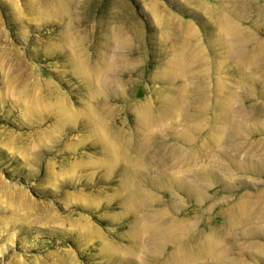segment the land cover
<instances>
[{
  "label": "rangeland",
  "instance_id": "374dc122",
  "mask_svg": "<svg viewBox=\"0 0 264 264\" xmlns=\"http://www.w3.org/2000/svg\"><path fill=\"white\" fill-rule=\"evenodd\" d=\"M0 264H264V0H0Z\"/></svg>",
  "mask_w": 264,
  "mask_h": 264
},
{
  "label": "bare ground",
  "instance_id": "6f19581e",
  "mask_svg": "<svg viewBox=\"0 0 264 264\" xmlns=\"http://www.w3.org/2000/svg\"><path fill=\"white\" fill-rule=\"evenodd\" d=\"M66 111V113H68L67 112V109L65 110ZM62 112V111H61ZM60 113V112H59ZM64 113V112H63ZM70 115V114H69ZM68 115V116H69ZM67 114H66V119H67ZM69 117H71V115L69 116ZM91 118V120L93 121L92 123L94 124V126H96V125H99L100 126V123L102 122V118H101V116L100 115H93V116H91L90 117ZM70 119V118H69ZM99 126H97V130L99 131ZM250 219H252L251 218V214H249V216H248V220H250ZM205 244H204V248L206 249V250H213L216 246L218 247V241H216L215 239H213V238H207V239H205Z\"/></svg>",
  "mask_w": 264,
  "mask_h": 264
}]
</instances>
